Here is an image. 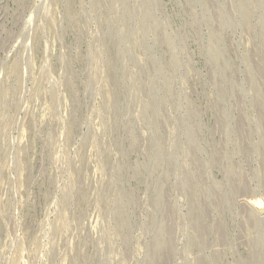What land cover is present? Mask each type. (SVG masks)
<instances>
[{
    "label": "rangeland",
    "instance_id": "1",
    "mask_svg": "<svg viewBox=\"0 0 264 264\" xmlns=\"http://www.w3.org/2000/svg\"><path fill=\"white\" fill-rule=\"evenodd\" d=\"M263 9L0 0V264H264Z\"/></svg>",
    "mask_w": 264,
    "mask_h": 264
},
{
    "label": "bare ground",
    "instance_id": "2",
    "mask_svg": "<svg viewBox=\"0 0 264 264\" xmlns=\"http://www.w3.org/2000/svg\"><path fill=\"white\" fill-rule=\"evenodd\" d=\"M264 10V9H263ZM151 112V111H150ZM161 202V201H160ZM257 227H259V226H257ZM159 242V241H158ZM163 242V241H162Z\"/></svg>",
    "mask_w": 264,
    "mask_h": 264
}]
</instances>
